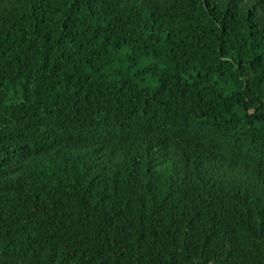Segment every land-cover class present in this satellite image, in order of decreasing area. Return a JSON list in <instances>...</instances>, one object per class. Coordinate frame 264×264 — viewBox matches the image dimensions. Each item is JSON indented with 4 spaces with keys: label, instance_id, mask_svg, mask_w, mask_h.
Here are the masks:
<instances>
[{
    "label": "trees",
    "instance_id": "1",
    "mask_svg": "<svg viewBox=\"0 0 264 264\" xmlns=\"http://www.w3.org/2000/svg\"><path fill=\"white\" fill-rule=\"evenodd\" d=\"M0 264H264V0H0Z\"/></svg>",
    "mask_w": 264,
    "mask_h": 264
}]
</instances>
